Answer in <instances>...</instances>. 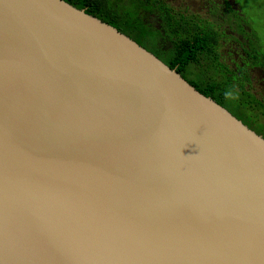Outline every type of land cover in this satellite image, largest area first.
Wrapping results in <instances>:
<instances>
[{
    "label": "water",
    "instance_id": "95a60500",
    "mask_svg": "<svg viewBox=\"0 0 264 264\" xmlns=\"http://www.w3.org/2000/svg\"><path fill=\"white\" fill-rule=\"evenodd\" d=\"M0 264H264V137L65 0H0Z\"/></svg>",
    "mask_w": 264,
    "mask_h": 264
},
{
    "label": "trees",
    "instance_id": "16d2710c",
    "mask_svg": "<svg viewBox=\"0 0 264 264\" xmlns=\"http://www.w3.org/2000/svg\"><path fill=\"white\" fill-rule=\"evenodd\" d=\"M76 8L84 9L87 13L98 17L99 19L109 23L117 28L120 32L128 35L135 40L139 45L147 49L150 41H154L155 50L150 52L155 53L157 57L163 55V41L168 40L171 47H167L166 64L175 68L178 73L184 78V73L181 72L192 64L197 66L202 64L203 80L188 82L193 85L202 94L211 97L220 105L224 106L228 111H237L241 114L236 116L243 123L251 128V122L259 121V110L264 112L262 102L255 97L254 93L250 92L249 83L251 77L249 69L261 65L264 74V58L260 56H251L250 54H239L242 59L241 64H237L236 69H231L226 63L220 60L222 55L219 52V46L222 42L240 41L230 31L226 33L224 30L219 31L215 21L195 17L187 13L173 10L171 5H167L163 0H65ZM150 4L151 7H147ZM127 5V9H125ZM158 5L161 7L157 8ZM148 8V9H146ZM150 14L157 15L160 20V28H154L152 17ZM238 15V14H236ZM241 17V15H240ZM159 22V21H158ZM229 25H232L229 23ZM246 23L243 27L234 29L240 31L242 36L246 33H251L250 27ZM242 42V41H241ZM152 48L153 46L150 45ZM165 49V50H166ZM149 51V49H148ZM158 51V53H157ZM250 51V50H248ZM232 60H234L232 58ZM221 65V66H220ZM213 71H210L211 69ZM209 73V75L207 74ZM223 73V74H222ZM221 77L216 79L217 75ZM215 76L211 78V76ZM264 81V77L262 78ZM229 90L238 92L237 106L233 109L227 102L229 98ZM240 101L241 99H244ZM247 105H246V104ZM257 114V117L252 116L250 123L247 122L249 114ZM252 115V114H251ZM246 120V122H244ZM261 126H264L261 125ZM263 137V131H256Z\"/></svg>",
    "mask_w": 264,
    "mask_h": 264
},
{
    "label": "rangeland",
    "instance_id": "374dc122",
    "mask_svg": "<svg viewBox=\"0 0 264 264\" xmlns=\"http://www.w3.org/2000/svg\"><path fill=\"white\" fill-rule=\"evenodd\" d=\"M167 2L172 6L173 10L178 9L182 11V9H184L186 12H191L190 10H193V12L198 13L202 18H206L211 21L215 20L217 23L222 24V28H226L227 33L228 31L233 30V28L240 30L245 23L248 27H250L251 33H246V36L244 37L242 36L243 33H239L240 35L237 34L240 31H234V36L238 37L240 41H235V43L228 41L219 46L218 50L222 53L220 60L226 63L229 68L236 69L237 64H241L242 59L239 58V54L244 52H246V54H250L251 56L254 53L253 57L260 56L264 58V0H167ZM209 2H215V6H213V8L209 7ZM217 3L218 5H216ZM187 5H189L190 10L184 8ZM147 7L150 8L151 5L148 4ZM160 7L161 5H158L157 8ZM125 9H127V5ZM156 18H158V16H156ZM153 22V24L160 23L155 22L154 20ZM228 23H231L232 25H226ZM150 45L153 47L151 48ZM150 45L147 46V50L149 49V51L155 50V47H157L154 41H150ZM171 46L170 41H163V50ZM167 51L168 50L166 49V55ZM232 58L234 60H232ZM250 67L249 75L251 80L248 87L250 88V92L252 91L251 93H254L255 97L258 98L264 106V81L262 80L263 68L261 65ZM213 70L214 69H211L210 71ZM183 73L185 79L187 80H193L195 82L203 80V71L198 66L190 64ZM207 74L209 75V73ZM214 77L215 76L213 75L211 76V78ZM220 77L221 76L218 74L215 78L219 79ZM238 95V92H235V90H229V98H227L226 102L233 109L235 106L238 107ZM242 100H245V98L240 101ZM231 111L241 119V114L239 112L234 110ZM261 113L262 111L259 110V121H253L251 117H257V114L251 113L252 115L249 114L247 117V122L250 123V120H252L251 129L254 131L262 130L264 135V126H261L264 124V112L263 115ZM244 122H246V120Z\"/></svg>",
    "mask_w": 264,
    "mask_h": 264
},
{
    "label": "flooded vegetation",
    "instance_id": "af4514ba",
    "mask_svg": "<svg viewBox=\"0 0 264 264\" xmlns=\"http://www.w3.org/2000/svg\"><path fill=\"white\" fill-rule=\"evenodd\" d=\"M167 5H169V3L167 2V0H163ZM223 1H225V0H223ZM210 3V6L209 7H211V8H213V6H215V2H209ZM216 5H218V3L216 4ZM184 8H186V9H189L190 10V7H189V5H187L186 7H184ZM175 11H180V12H183V13H187V14H190L191 15V17L192 16H195V17H197V19H198V17H200L199 16V14L198 13H196V12H193V10H190L191 12H186V10H184V9H182V11L181 10H178V9H175ZM156 16L157 15H154V14H150V17H152V20L150 19V21L151 22H153V20L155 21V22H160V20H159V18H156ZM223 17H224V15H223ZM204 19V18H203ZM206 19V18H205ZM215 21V20H214ZM225 21H227V20H225ZM224 21V22H225ZM216 22V21H215ZM154 23V22H153ZM226 23V22H225ZM216 24V26L218 27V30L219 31H225L226 32V28L224 29V28H222V24H219V23H215ZM226 25H229V23L228 24H226ZM154 26V28H160V24H154L153 25ZM232 31V32H231ZM229 32V31H228ZM230 32L231 33H233V36H234V31L233 30H230ZM227 33V32H226ZM237 34H239V33H237ZM240 35V34H239ZM222 43H224V41H221ZM221 43V44H222ZM163 48L162 47H160V50H162ZM154 55H156L155 53H153ZM243 54V53H242ZM157 56V55H156ZM159 59H161L164 63H166V61H164V59H167V55H166V50H163V55L161 56V58L160 57H158ZM198 67H200V68H202V64H199V65H197ZM181 72H184V70L183 71H181ZM264 77V74H262V78ZM185 78V77H184ZM187 80V79H186ZM188 81V80H187Z\"/></svg>",
    "mask_w": 264,
    "mask_h": 264
}]
</instances>
